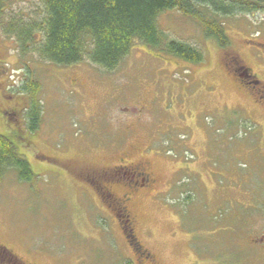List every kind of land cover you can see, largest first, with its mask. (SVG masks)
<instances>
[{
    "label": "rangeland",
    "instance_id": "obj_1",
    "mask_svg": "<svg viewBox=\"0 0 264 264\" xmlns=\"http://www.w3.org/2000/svg\"><path fill=\"white\" fill-rule=\"evenodd\" d=\"M10 5L25 17L42 13L39 0ZM220 20L226 48L193 18L165 11L157 18L163 31L203 60L135 43L112 70L21 56L0 33V135L33 174L2 177L0 245L27 264H122L129 251L86 170L139 163L153 186L129 209L157 264H211L233 242L252 251L247 235L264 224V114L226 64L237 58L264 83V10ZM27 77L40 85L35 131L26 128L20 90Z\"/></svg>",
    "mask_w": 264,
    "mask_h": 264
},
{
    "label": "trees",
    "instance_id": "obj_2",
    "mask_svg": "<svg viewBox=\"0 0 264 264\" xmlns=\"http://www.w3.org/2000/svg\"><path fill=\"white\" fill-rule=\"evenodd\" d=\"M39 1L41 16L25 17L12 9L11 0H0V33L15 40L19 54H36L42 60L59 65L85 59L106 70L116 68L135 43L190 63H200L203 60L200 50L171 39L160 27L157 18L165 11L176 10L193 18L205 37L213 38L221 48H226L229 40L225 22L220 19L264 10V0ZM22 82L20 90L27 96L26 128L35 131L42 114L38 98L40 85L38 80L29 77ZM8 170L15 171L22 181L33 176L28 162L12 141L0 135V182Z\"/></svg>",
    "mask_w": 264,
    "mask_h": 264
},
{
    "label": "flooded vegetation",
    "instance_id": "obj_3",
    "mask_svg": "<svg viewBox=\"0 0 264 264\" xmlns=\"http://www.w3.org/2000/svg\"><path fill=\"white\" fill-rule=\"evenodd\" d=\"M226 65L229 70L234 72L240 84L248 86L249 94L253 98L252 102L255 103V110L264 114V83L256 79L250 68L241 65L237 58H230ZM86 174L90 175L93 183H97L99 189L96 191L100 190L98 192L106 200L104 203L112 211L115 226L121 233L124 247L129 251V255L126 256L122 264H157L154 254L140 241L135 217L132 216L129 209L131 200L135 196L150 193L153 186L151 173L142 164L132 163L125 166H114L92 174L91 171L86 170ZM116 186L123 189L120 195L113 193V188ZM242 226L243 230L249 232L251 224L248 226L243 224ZM246 240V248L252 247V251L245 253L246 249L235 248L241 246L238 244L234 246L235 242H233L230 244L231 246L228 245V251L225 250L224 246L223 254L220 250V255L212 260L211 264H264V224L260 231L254 235L248 233ZM217 247L219 249V246ZM241 255H243L242 258ZM0 257L3 258L4 264H16V262L27 264L3 245H0Z\"/></svg>",
    "mask_w": 264,
    "mask_h": 264
},
{
    "label": "snow or ice",
    "instance_id": "obj_4",
    "mask_svg": "<svg viewBox=\"0 0 264 264\" xmlns=\"http://www.w3.org/2000/svg\"><path fill=\"white\" fill-rule=\"evenodd\" d=\"M0 264H4L3 258L0 257Z\"/></svg>",
    "mask_w": 264,
    "mask_h": 264
}]
</instances>
